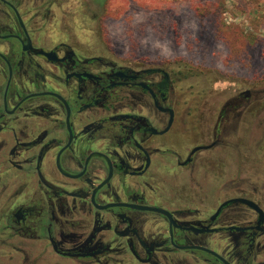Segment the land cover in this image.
I'll return each mask as SVG.
<instances>
[{
  "label": "flooded vegetation",
  "instance_id": "obj_1",
  "mask_svg": "<svg viewBox=\"0 0 264 264\" xmlns=\"http://www.w3.org/2000/svg\"><path fill=\"white\" fill-rule=\"evenodd\" d=\"M95 5L0 0V264H264V88L182 101Z\"/></svg>",
  "mask_w": 264,
  "mask_h": 264
},
{
  "label": "rangeland",
  "instance_id": "obj_2",
  "mask_svg": "<svg viewBox=\"0 0 264 264\" xmlns=\"http://www.w3.org/2000/svg\"><path fill=\"white\" fill-rule=\"evenodd\" d=\"M93 8L102 40L173 70L182 101L196 103L212 91L224 99L234 87L264 88V0H105ZM256 122L254 131L239 125L242 145L260 137ZM251 168L241 161L240 178L259 183L262 174L253 176Z\"/></svg>",
  "mask_w": 264,
  "mask_h": 264
},
{
  "label": "trees",
  "instance_id": "obj_3",
  "mask_svg": "<svg viewBox=\"0 0 264 264\" xmlns=\"http://www.w3.org/2000/svg\"><path fill=\"white\" fill-rule=\"evenodd\" d=\"M96 2L103 3V2H105V0H96Z\"/></svg>",
  "mask_w": 264,
  "mask_h": 264
}]
</instances>
